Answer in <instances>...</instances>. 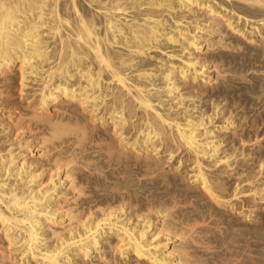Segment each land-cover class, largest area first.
Returning <instances> with one entry per match:
<instances>
[{"label": "bare ground", "instance_id": "obj_1", "mask_svg": "<svg viewBox=\"0 0 264 264\" xmlns=\"http://www.w3.org/2000/svg\"><path fill=\"white\" fill-rule=\"evenodd\" d=\"M80 1L0 0V264L246 258L240 222L264 209V132L206 93L230 48L260 46L246 61L261 62L264 0ZM263 229H250L256 248ZM249 249L244 264H263Z\"/></svg>", "mask_w": 264, "mask_h": 264}, {"label": "rangeland", "instance_id": "obj_2", "mask_svg": "<svg viewBox=\"0 0 264 264\" xmlns=\"http://www.w3.org/2000/svg\"><path fill=\"white\" fill-rule=\"evenodd\" d=\"M80 1V0H79ZM84 1L85 0H81L80 2L82 3H84ZM82 3V4H83ZM85 5V4H84ZM230 5H232V3H228V5L226 6V7H228V8H231L232 6H230ZM85 7H86V9H88L89 10V7H87L86 5H85ZM91 11V10H90ZM91 13H93V12H91ZM102 27V26H101ZM232 39V38H231ZM231 39H229L232 43H233V45H236V41L235 40H231ZM228 40V41H229ZM235 41V42H234ZM246 44H247V46L248 45H250V44H248V43H242L241 44V47H243L242 49H241V47H239L240 49H241V51L240 50H236V51H234V49H232V51L229 49V51L228 52H226V53H224V54H221L220 55V57L219 58H217V60L216 61H218V62H216V63H218V65L219 66H221L222 68H220L221 70L223 69V72H225V76L222 78V80H221V78H220V82H218L219 84V89H218V91H216V90H211V91H208L210 94H208V92L206 93V95H207V97H208V99H207V97H206V100H207V102H206V104H209L210 106H212V102H213V100H214V98H215V100L217 99L218 101H221L222 100V102H223V104H228L227 106L228 107H234V109H233V107L231 108L232 110H235V111H233L234 112V114L236 113V110H237V113H236V116L237 117H235V120H236V123H239V125L243 122V123H247V126L249 125V121H251V118L252 119H257L258 118V125H260L261 127H262V129H261V127H260V132L263 134V132H264V93H262V92H264V91H262V90H264L263 89V87H262V89L260 88L262 85L264 86V64H262V63H264V57H262L263 58V60H262V58H261V62H258V63H254V61L253 62H250V61H246V58H247V55L249 54V52L250 53H252L253 51H254V53H257L256 51H257V49H260V46H259V48H256V47H254L255 45H250V50H248L247 49V46H246ZM243 45V46H242ZM246 46V47H245ZM251 47H253V48H251ZM258 47V46H257ZM253 49V50H252ZM256 49V50H255ZM242 50H244V51H242ZM246 50V51H245ZM262 50V49H261ZM249 51V52H248ZM246 53H248L247 55H246ZM264 54H262V56H263ZM243 58H245V61H244V59ZM260 63L263 65V66H261L260 65ZM251 64V65H250ZM254 64V65H253ZM245 65V66H244ZM242 66V67H241ZM253 66V67H252ZM259 66H261V67H259ZM257 67H258V70H257ZM261 68V69H260ZM226 69V70H225ZM255 69V70H254ZM263 69V70H262ZM236 70V71H235ZM262 70V71H261ZM233 73H236V74H233ZM240 73H241V75H240ZM244 74V75H243ZM242 76V77H241ZM239 77V78H238ZM240 77H241V79H240ZM244 77V78H243ZM246 77V78H245ZM226 78V79H225ZM243 78V79H242ZM227 79H228V81H227ZM223 81V82H222ZM262 84V85H261ZM221 88V89H220ZM227 88V89H226ZM229 88V89H228ZM254 89V90H253ZM219 90H221V91H219ZM227 90V91H226ZM229 90V91H228ZM216 92V93H215ZM252 93V94H251ZM212 94V95H211ZM213 94H215V95H213ZM224 95V96H223ZM242 95V96H241ZM259 95V96H258ZM212 97V98H211ZM257 97H259V99H260V101H259V99L257 98ZM212 101V102H211ZM236 108V109H235ZM239 111V112H238ZM233 114V115H234ZM240 114V115H239ZM245 116V117H244ZM248 116V117H247ZM242 117V118H241ZM243 117H244V119H246L247 118V120H243ZM237 118V119H236ZM260 118V119H259ZM261 120V121H260ZM242 121V122H241ZM242 123V124H243ZM241 124V125H242ZM246 125H244V129H246V127H245ZM248 128V127H247ZM250 128H248V130H249ZM252 129H254V128H251L250 130H252ZM263 143H264V141H263ZM263 146H264V144H263ZM85 176V175H84ZM86 176H88L87 177V179H88V181L87 180H85L84 181V187H85V190L86 191H88V192H90L91 191V189L92 188H94V184H93V182H94V178H96L95 176H89V175H87L86 174ZM104 179L103 178H100V181H101V183H103V182H106V181H103ZM89 182V183H88ZM141 181H138L137 179H135L134 180V183H140ZM147 185H148V187H150V184H149V181H147ZM139 185V184H138ZM88 186V187H87ZM160 186H162V185H160ZM147 186L146 187H144V189L142 190V191H144V190H146L147 188H148ZM87 188H88V190H87ZM146 188V189H145ZM163 190V189H162ZM102 191L101 192H99V193H97V195H99V196H102ZM89 195H92V196H94L96 193H88ZM147 192L145 193V194H142V193H140V196L142 197V198H146V196H147ZM203 200H199V202L201 203V205H202V203L203 202H206V201H203ZM194 202V201H193ZM198 202V204H200ZM190 204H192V202L190 203ZM190 204H186L187 206H182V207H184V209L187 207L188 208V210L190 211V210H193V209H195V210H197V208H196V206L195 205H197V204H195V202H194V204H192V205H190ZM205 204V203H204ZM260 205H262V204H260ZM198 207V206H197ZM206 209H207V207H206ZM206 209H204V210H206ZM211 211H212V209H211ZM262 213H261V212ZM225 211H223V213H224ZM209 213V212H208ZM226 213V212H225ZM230 212H227V216L229 215V217H227L225 214H224V216H226L228 219L227 220H229V218H231L232 216H230L231 214H229ZM258 213V214H257ZM256 214H257V216H256V218L254 219L255 221H246L245 222V220H242L243 222H240V224L241 225H243L242 226V229L244 228H246V230H245V232H246V234H245V232H244V229L242 230V232H241V234L242 233H244V234H242L241 236H240V234L238 235H234L233 233H237V232H235L234 230H233V228L232 229H229L230 230V234H231V236L230 235H228V233H227V231H228V229H227V225H225V224H219L218 225V227H220V228H216V227H214L213 225H215L214 223H209V222H213L214 220H212V219H214V218H209V221H207L209 224H208V226H205L206 228L207 227H209V225H212L211 226V228H212V231H213V229L215 228L216 230H218L217 232H216V230H215V234H217V236H221V233L223 234L222 235V237H224V234L226 235V237L227 236H229L230 238H226V239H232V234H233V238L235 239V237H237V240L236 241H238L240 238H239V236L241 237V240L242 239H244V237L247 235H249V233L247 232V230H249L250 231V236H246L245 237V239H251V240H249V241H247L248 243L247 244H250V245H248L249 247H251L252 249H253V251H255L254 249H259L260 247H263L262 249H264V240L263 241H261V246L259 247V248H256L257 246L254 244V243H252V241H254V238H252V234L254 233L253 231H254V226H255V223H256V225H259L260 224V222L262 221V222H264V209L263 210H259V212H257ZM259 213H260V215H259ZM206 214H207V212H206ZM259 215V216H258ZM218 217L219 216H217V218H215V219H218ZM259 217V218H258ZM259 219V220H258ZM211 220V221H210ZM256 220H258V221H256ZM240 221V220H239ZM207 222H205V223H207ZM253 224H252V223ZM259 222V223H258ZM205 223H200L201 225H203V224H205ZM199 224V226H201ZM206 225V224H205ZM241 225L239 226V228L241 227ZM216 226V225H215ZM238 226H236V227H238ZM203 227V226H202ZM214 227V228H213ZM253 227V228H252ZM252 230L253 229V231H251L250 229ZM207 229H210V228H207ZM220 229H221V231H220ZM226 229H227V231H226ZM241 229V228H240ZM211 230V229H210ZM209 230V231H210ZM212 231H210V233L212 232ZM226 233H225V232ZM233 231V232H232ZM220 232V233H219ZM253 232V233H252ZM263 232H264V229H263ZM210 233H208V234H210ZM243 235H244V237H243ZM235 236V237H234ZM243 237V238H242ZM250 237V238H249ZM253 239V240H252ZM264 239V238H263ZM239 240L238 241V244H237V242L235 243V244H237V245H239V247H237L238 248V252H239V250L241 249V251H242V249L243 248H245V247H247V245H246V241L245 240ZM242 242V243H241ZM244 244L245 243V245H244V247H243V245H241L240 246V244ZM263 243V244H262ZM253 244V245H252ZM215 245V244H214ZM213 244L211 245V246H214ZM243 247V248H242ZM249 247H247V248H245L246 249V251L248 252V250H251V249H249ZM233 248V247H232ZM232 248L231 249H228L229 251H226V248L224 247V248H220V249H223L222 251H226V252H230V250L232 251ZM237 248H233V251L234 250H237ZM213 249H214V247H213ZM217 249H219V248H216V250H214V252L212 251V249L211 250H209L208 252H210L209 254H213V253H216V251H218L219 252V250H217ZM225 249V250H224ZM245 249H243V255H247L246 256V258L244 257H242V256H240L241 258H242V260H241V258H238L237 259V261H236V264H238V262H239V264L240 263H242L243 261H245L246 259H248V260H250L251 258H249L250 257V255L251 254H249L250 253V251H249V253L247 254V252L245 251ZM248 249V250H247ZM262 249H259V250H261V251H259V250H257V252L255 251V252H252V254H254V257L256 256V257H258V255H259V258H260V254H262L263 253V251H262ZM212 251V252H211ZM221 251V250H220ZM221 251V252H222ZM232 251V252H233ZM258 251H259V253H258ZM246 252V254H244ZM231 253V252H230ZM256 253V254H255ZM248 255H249V257H248ZM263 255H264V253H263ZM214 256V255H213ZM251 256H253V255H251ZM207 257H212V255H207ZM248 257V258H247ZM264 259V256L263 257H261L260 259L263 261V259ZM243 259H245V260H243ZM240 260V261H239ZM253 261V260H252ZM252 261L250 260L249 262L250 263H252ZM264 262V261H263ZM235 263V262H234ZM244 263H247V261H245V262H243V264ZM249 263V264H250ZM264 264V263H263Z\"/></svg>", "mask_w": 264, "mask_h": 264}]
</instances>
